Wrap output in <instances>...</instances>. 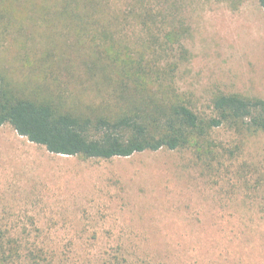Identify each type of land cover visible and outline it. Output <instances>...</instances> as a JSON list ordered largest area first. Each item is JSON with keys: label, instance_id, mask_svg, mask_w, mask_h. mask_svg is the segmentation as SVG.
I'll use <instances>...</instances> for the list:
<instances>
[{"label": "rangeland", "instance_id": "1", "mask_svg": "<svg viewBox=\"0 0 264 264\" xmlns=\"http://www.w3.org/2000/svg\"><path fill=\"white\" fill-rule=\"evenodd\" d=\"M28 7L0 0V77L22 95L63 90L68 104L88 103L92 80L57 71L66 39ZM176 18L188 28L189 56L173 79L179 92L203 110L218 94L264 100L256 0H187ZM208 142L212 153L201 159L188 149L83 159L0 126V232L43 241L64 264H264V134L221 128Z\"/></svg>", "mask_w": 264, "mask_h": 264}, {"label": "trees", "instance_id": "2", "mask_svg": "<svg viewBox=\"0 0 264 264\" xmlns=\"http://www.w3.org/2000/svg\"><path fill=\"white\" fill-rule=\"evenodd\" d=\"M15 1L29 3L27 13L66 39L57 71L92 80L88 103L80 97L77 105L68 104L67 91L22 95L0 77V126L50 154L110 160L188 149L201 159L212 153L211 132L221 128L264 134L263 99L218 94L203 110L174 86L178 66L189 56L181 44L188 28L176 24L187 0ZM228 1L238 7L244 0ZM256 2L264 11V0ZM52 56L50 49L44 57ZM26 241L0 232V264H64L43 241Z\"/></svg>", "mask_w": 264, "mask_h": 264}]
</instances>
